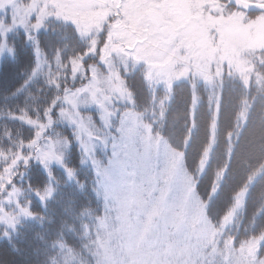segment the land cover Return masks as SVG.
Masks as SVG:
<instances>
[{
    "label": "rangeland",
    "instance_id": "374dc122",
    "mask_svg": "<svg viewBox=\"0 0 264 264\" xmlns=\"http://www.w3.org/2000/svg\"><path fill=\"white\" fill-rule=\"evenodd\" d=\"M227 4L217 0H0V24H8L5 33L16 24L30 28L33 16L34 21L62 17L77 25L79 35L93 38L98 21L116 15L113 48L117 49L100 67L84 69L74 61L64 71L58 58L40 57L35 69L46 81L63 79L74 89L60 101L56 124L50 125L46 115L42 121H30L34 127L31 153L42 162L60 165L73 142L95 161L103 197L102 216L85 255H66L60 264H257L254 245L247 254H234L223 238L245 192L239 193L218 226L209 221L210 207L218 200H207L212 179L200 186L201 163L199 168L198 162L188 163L179 136L168 142L153 129L147 111L143 116L133 108L120 73L126 69L125 62L142 61L147 78L156 86L168 88L186 78L211 89L219 78L230 75L264 89V12L251 17L237 9L218 14ZM165 27L168 35L163 37ZM6 35L0 55L11 52ZM9 157L0 153L4 168L14 164ZM5 182L0 176V223L10 226L20 219L18 194L2 192Z\"/></svg>",
    "mask_w": 264,
    "mask_h": 264
},
{
    "label": "trees",
    "instance_id": "16d2710c",
    "mask_svg": "<svg viewBox=\"0 0 264 264\" xmlns=\"http://www.w3.org/2000/svg\"><path fill=\"white\" fill-rule=\"evenodd\" d=\"M225 6L218 14L237 9ZM244 13L251 17L259 12ZM114 16L98 21L93 38L79 35L77 25L62 17L34 21L33 16L30 28L16 24L8 33L7 22L0 24V53L4 34L11 49L0 55V153L14 161L6 168L0 163V176L6 181L2 192L18 194L20 215L14 225L0 223V264H60L66 255L84 256L92 231H97L103 197L95 161L69 141L63 163L42 162L31 153L34 127L29 123L46 115L50 125L56 124L60 101L74 89L63 79L39 77L38 59L58 58L64 71L74 61L84 69L100 67L117 49ZM125 65L120 73L133 108L143 116L147 111L153 129L168 142L179 136L188 163H201L200 186L212 179L207 200H218L210 207L209 221L218 226L245 192L223 238L234 254H247L254 245L257 264L264 262V89L226 74L211 89L186 78L166 88L147 78L142 61Z\"/></svg>",
    "mask_w": 264,
    "mask_h": 264
},
{
    "label": "water",
    "instance_id": "95a60500",
    "mask_svg": "<svg viewBox=\"0 0 264 264\" xmlns=\"http://www.w3.org/2000/svg\"><path fill=\"white\" fill-rule=\"evenodd\" d=\"M230 6L245 11V12H264V3L261 2H251L247 0H227ZM161 34L164 36L168 35V28L165 27L161 29Z\"/></svg>",
    "mask_w": 264,
    "mask_h": 264
}]
</instances>
